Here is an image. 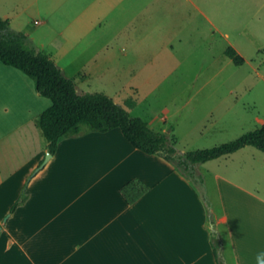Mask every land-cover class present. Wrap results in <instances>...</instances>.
Returning <instances> with one entry per match:
<instances>
[{
    "label": "crops",
    "instance_id": "0c3cea01",
    "mask_svg": "<svg viewBox=\"0 0 264 264\" xmlns=\"http://www.w3.org/2000/svg\"><path fill=\"white\" fill-rule=\"evenodd\" d=\"M34 1L41 43L52 46L47 53L65 73L67 58L82 59L86 75H155L164 51L179 53L186 43L194 44L189 54L203 45L212 51L220 38L227 56L233 47L247 59L215 0ZM248 1L264 8V0ZM3 17L20 30L11 15ZM241 26L239 33L250 35L249 20ZM52 104L35 78L0 59V264H220L196 186L162 155L134 146L121 128L64 138L38 169L50 149L37 121ZM147 122L153 128L157 121ZM134 179L148 188L130 202L123 187ZM251 194L257 208L243 216L254 220L257 238L243 246L240 264H257L264 252V180Z\"/></svg>",
    "mask_w": 264,
    "mask_h": 264
},
{
    "label": "rangeland",
    "instance_id": "374dc122",
    "mask_svg": "<svg viewBox=\"0 0 264 264\" xmlns=\"http://www.w3.org/2000/svg\"><path fill=\"white\" fill-rule=\"evenodd\" d=\"M34 2L0 0V14L11 15L14 27L35 37L29 44L47 53L52 46L41 43ZM215 6L220 19L229 22L234 39L246 48L247 59L242 64L224 53L225 38H220L212 51L203 45L189 54L194 45L189 43L179 53L164 51L163 69L155 75H86L82 59L61 61L80 92L107 93L132 115L150 123L157 121L153 128L166 131L182 155L230 142L263 125L264 50L259 46L264 44V8L258 12L257 3L248 0H215ZM245 19L249 20L250 35L239 33ZM176 62L182 63L177 72L166 70ZM141 66L150 68V64ZM87 130L88 125H83V131ZM187 176L202 197L208 235L219 261L240 264L243 246L257 238L252 233L254 220L243 215L257 208L258 198L251 193L257 195L264 180V150L246 145L228 155L191 163ZM224 215L228 216L225 220Z\"/></svg>",
    "mask_w": 264,
    "mask_h": 264
},
{
    "label": "trees",
    "instance_id": "16d2710c",
    "mask_svg": "<svg viewBox=\"0 0 264 264\" xmlns=\"http://www.w3.org/2000/svg\"><path fill=\"white\" fill-rule=\"evenodd\" d=\"M235 63L242 64L245 58L233 47L227 49ZM0 59L16 66L36 80L38 91L52 99L53 104L45 109L37 123L49 141V149L56 153L64 138L77 136L88 130L106 132L121 128L127 139L137 148L149 154H160L172 162L186 175L191 163L205 162L232 153L246 145H254L264 150V124L241 137L214 147L190 150L184 155L170 141L168 133L157 131L140 116H134L114 97L104 92H80L75 79L49 54L38 51L28 42V34L13 30L8 18L0 15ZM133 105L135 103H132ZM148 186L139 179L130 181L123 187L128 201H136ZM25 196L12 206L15 211ZM220 264H225L220 261Z\"/></svg>",
    "mask_w": 264,
    "mask_h": 264
},
{
    "label": "water",
    "instance_id": "95a60500",
    "mask_svg": "<svg viewBox=\"0 0 264 264\" xmlns=\"http://www.w3.org/2000/svg\"><path fill=\"white\" fill-rule=\"evenodd\" d=\"M52 156H53V153L51 151L48 152L44 162L41 164V166L38 169L42 168L50 160V158H52ZM1 228H2V226H0V230H1Z\"/></svg>",
    "mask_w": 264,
    "mask_h": 264
},
{
    "label": "clouds",
    "instance_id": "9594fccd",
    "mask_svg": "<svg viewBox=\"0 0 264 264\" xmlns=\"http://www.w3.org/2000/svg\"><path fill=\"white\" fill-rule=\"evenodd\" d=\"M257 264H264V252H261L256 257Z\"/></svg>",
    "mask_w": 264,
    "mask_h": 264
}]
</instances>
